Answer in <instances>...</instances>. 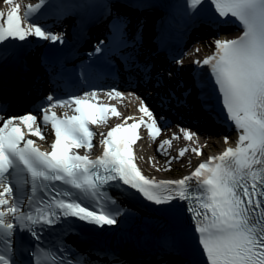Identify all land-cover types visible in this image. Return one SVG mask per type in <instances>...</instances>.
Wrapping results in <instances>:
<instances>
[{"label":"snow or ice","instance_id":"snow-or-ice-1","mask_svg":"<svg viewBox=\"0 0 264 264\" xmlns=\"http://www.w3.org/2000/svg\"><path fill=\"white\" fill-rule=\"evenodd\" d=\"M4 2L12 5L14 0ZM200 2L188 0L192 8ZM212 4L220 18L231 16L243 28L236 38L215 40V52L202 61L211 67L228 119L239 131L235 146L226 148L219 156L209 157L190 176L156 181L145 177L134 163L132 145L140 139L136 123L112 127L101 140L102 155L95 160H90L87 153L78 155L72 151L91 149L96 134L89 125L106 124V113L119 115L115 108L72 97L70 102L58 101L52 107L73 103L79 115L60 119L54 112L49 115L50 109H42L43 122L51 123L55 137L49 152L40 151L34 141L26 140L21 127L13 123L19 120L31 135L44 139L35 115L0 116L3 125L0 126V264H15L10 238L17 225L35 236L32 225L54 223L60 214L99 226L117 222V213L108 208L97 212L75 199L56 197L46 207L37 208L34 214L25 213L20 209L19 199H9L15 195L8 182L14 172L17 185L30 182L34 193L45 181H62L83 193L96 195L103 184L119 179L158 205L176 199L187 200L188 211L193 213L196 222L198 243L208 264H264V0H212ZM39 7V4L25 6L23 17L20 4L11 7L6 18L0 11V43L8 39L24 41L32 35L46 40L60 39L29 21L31 13ZM22 20L28 24L27 28L21 26ZM120 95L116 92V96ZM140 111L151 121L146 127L149 137L155 140L161 129L143 101ZM124 119L126 124L133 118ZM182 131L185 139L195 135ZM224 142H228V137H224ZM165 144L170 146L171 141H162L161 148ZM185 151L181 149L179 155L183 156ZM193 151L202 154L197 149ZM57 196L68 197L71 193L58 192ZM193 202L198 207H193Z\"/></svg>","mask_w":264,"mask_h":264},{"label":"bare ground","instance_id":"bare-ground-1","mask_svg":"<svg viewBox=\"0 0 264 264\" xmlns=\"http://www.w3.org/2000/svg\"><path fill=\"white\" fill-rule=\"evenodd\" d=\"M224 38V36H221V38H220V40H222ZM20 90H24V89H20ZM129 105L130 106H133L132 104H130L129 103ZM140 133H142V131L140 130ZM218 139H220V138H218ZM223 140H224V138H222ZM42 143V142H41ZM155 155V157H156V159H154V163H155V161H157V160H159V157L156 155V153H154L153 152V150L150 148V147H148V146H146V145H140L139 147H138V157H139V161H140V164L143 166V168L144 167H146V164H147V159L150 157V156H152V155ZM140 157H142V161H141V159H140ZM155 165V169L156 170H152L153 172H155V174L156 175H158V176H160V177H162V176H164V174H161L160 172H159V170H162V168H164L163 166H161L160 164L159 165H156V164H154ZM148 170V169H147Z\"/></svg>","mask_w":264,"mask_h":264}]
</instances>
